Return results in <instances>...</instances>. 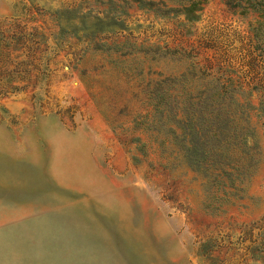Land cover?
Wrapping results in <instances>:
<instances>
[{
  "label": "rangeland",
  "instance_id": "obj_1",
  "mask_svg": "<svg viewBox=\"0 0 264 264\" xmlns=\"http://www.w3.org/2000/svg\"><path fill=\"white\" fill-rule=\"evenodd\" d=\"M66 5L77 7L69 19ZM111 5L0 0V264H209L210 255L264 264L255 14L207 0L186 22ZM162 78L195 99L203 88L236 86L219 119L239 134L196 161L176 138L183 121L172 103L165 126L152 129L164 145L134 139L147 136L142 88Z\"/></svg>",
  "mask_w": 264,
  "mask_h": 264
},
{
  "label": "trees",
  "instance_id": "obj_2",
  "mask_svg": "<svg viewBox=\"0 0 264 264\" xmlns=\"http://www.w3.org/2000/svg\"><path fill=\"white\" fill-rule=\"evenodd\" d=\"M207 0H95L97 4H113L111 7L125 11L129 5H136L141 7H147L153 9L155 12L161 15L168 14H182L186 22H191L198 18L199 10ZM224 3L233 11L241 14L253 13L255 18L250 24L252 32V39L255 43V48L261 50L259 53L263 57L264 63V0H223ZM61 14H64L66 19L76 15L77 7L66 5L60 8ZM106 10L105 7L99 11ZM84 17V14L80 15ZM98 17V16H97ZM255 50V49H254ZM251 60L256 59V55L250 53ZM226 80H233L232 77L227 76ZM164 78L155 79L151 83L149 80L145 84V88H142L143 101L147 102L146 107L141 112L138 111L141 116L140 132L147 133V136H136L134 139H141L142 144H145L150 140H156L159 144L164 145L166 136L162 132L161 134H153L152 129H159L165 126L164 117L167 115L170 109L173 108L172 103H175L176 112H180L181 116L177 121L182 122V134H177L178 140L185 139L186 142H182L185 146V151L192 156L196 161L209 157H215L217 148L226 146L229 135L237 136L239 134L238 128H230L229 122L225 119H219L223 116L224 112H228V107L225 106V99H228V103L232 100L234 90L236 86L225 84V87L216 85L211 88H203L198 94V98L195 99L190 90L182 88H176V92L172 93L169 86L164 82ZM142 81V80H141ZM243 80L238 81V89H243L248 92L251 89H246L243 86ZM152 84V86H150ZM231 84H233L231 82ZM87 86H89L87 84ZM230 86V87H228ZM252 88V87H251ZM95 101L98 103V99L91 94ZM137 97V93H135ZM196 96V94H195ZM172 106V107H170ZM256 108L263 110L260 104ZM104 114L105 112L102 111ZM114 129V126H113ZM151 131L152 135L149 133ZM244 136L248 134L257 143V134L255 129L251 126L244 128ZM149 133V134H148ZM234 139V138H233ZM163 149V148H161ZM144 153H147L144 151ZM163 157V154L160 153ZM133 157H137L133 154ZM209 264H218L214 257L210 255Z\"/></svg>",
  "mask_w": 264,
  "mask_h": 264
},
{
  "label": "crops",
  "instance_id": "obj_3",
  "mask_svg": "<svg viewBox=\"0 0 264 264\" xmlns=\"http://www.w3.org/2000/svg\"><path fill=\"white\" fill-rule=\"evenodd\" d=\"M6 136L10 137V136H12V135H11V134H6L5 137H6Z\"/></svg>",
  "mask_w": 264,
  "mask_h": 264
}]
</instances>
